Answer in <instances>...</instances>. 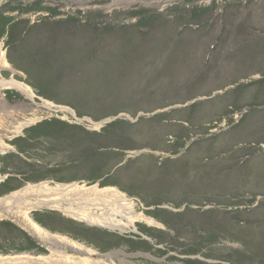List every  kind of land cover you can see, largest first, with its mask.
Instances as JSON below:
<instances>
[{"label": "rangeland", "instance_id": "1", "mask_svg": "<svg viewBox=\"0 0 264 264\" xmlns=\"http://www.w3.org/2000/svg\"><path fill=\"white\" fill-rule=\"evenodd\" d=\"M35 2L50 12H29L19 15L22 19L32 24L45 16L49 25L64 22L51 30L50 39L42 36L51 44L49 69L29 66L26 56H36L38 49L33 35L24 32L13 45L0 40L8 64L0 78L13 75L34 94L0 89V136L4 140L5 130L30 123L27 117L67 122L75 132L38 140L45 152L27 158L39 156L42 164L52 160L68 177L52 179L56 183L75 178L111 183L105 187L131 197L137 218L128 223L122 213L109 211L105 205L113 201L103 190L76 198L67 188L55 190L52 198L48 189L34 192L30 201L53 208L31 213L58 211L55 206L62 204L82 206L60 213L129 237L141 233L139 227L151 233L148 250L120 246L100 252L50 231L97 253L117 252L115 264H183L182 251L188 248L207 254L209 260L199 255L206 263L264 262V0H0V9L17 15L10 7ZM12 46L17 55L9 58ZM113 114L131 125L120 133L121 140L116 135L104 140L99 134L108 122H100ZM178 136L186 141L184 147ZM1 145L3 156L8 148ZM91 150L98 155L106 150L104 163L86 159ZM114 151L123 153L121 160ZM90 166H95L92 171ZM155 201L168 212H179L165 215L167 226L146 213ZM180 204L187 209H176ZM142 214L153 222L138 218ZM113 217L126 225L115 227ZM1 220L17 225L46 252L31 251L35 258L16 255L28 252L15 250L23 241L0 239V248L7 250L0 255L17 257L0 264H83L78 258L87 257L49 246L19 217ZM47 255L51 259L37 260Z\"/></svg>", "mask_w": 264, "mask_h": 264}, {"label": "trees", "instance_id": "2", "mask_svg": "<svg viewBox=\"0 0 264 264\" xmlns=\"http://www.w3.org/2000/svg\"><path fill=\"white\" fill-rule=\"evenodd\" d=\"M9 11L10 12L15 11L18 14L12 15L6 12L5 8L0 9V40L4 39L6 44L13 45V41H15L19 36H21L22 33L26 32L27 33L26 35H28L27 37H29L30 35H33V37L32 36L30 37L37 39V45L35 46L38 49H35L36 56H28V55L26 56L27 61H29V64H30L29 66L38 67L40 69H49V66H51L50 65L51 62L49 61L50 57H49L48 47L51 44L50 42L47 43L43 38L46 36L50 39L51 36L49 33L51 32V30H58V28L61 27L64 21H61V20L55 21L53 25L51 24L49 25L47 22L48 18L45 16H42V17L40 16L37 20L38 22H34L31 24L29 19H22L19 16L21 14H25L29 12H38V13L47 12V11L50 12V9L48 7L42 6L39 2H35V3H32L24 7L19 3V4H16L10 7ZM143 21L142 22L140 21L141 22L140 24H142ZM22 43H23L22 50L24 51V41ZM11 48L12 49L8 53L9 58L15 57V55H17L15 50L12 52L13 46ZM167 106L168 105L161 106V108H165ZM113 116H117V114L116 115L113 114ZM157 116H160V115L158 114ZM130 125H131L130 123L122 121L120 119H114L108 122L104 127L101 128V134L99 135H101L104 140L112 139L113 138L112 136L114 135H116L117 140H121V138L119 139L118 136H120L121 132L126 131ZM70 126L71 125L68 124L67 122L60 121L58 119H46L30 127L29 129L33 130V132L36 133L35 135H33V139L50 140L53 138L56 139L58 137H62L69 132H75L71 128H69ZM177 138L178 140H181V142L179 143L177 142L178 145L180 147H184L186 144V141L184 142L180 136H178ZM186 139L187 140L190 139V136L187 135ZM37 144H34V146ZM95 150L94 151L91 150V152L88 153L87 152L88 149H87L86 154L88 156L86 157V159L93 158V159H96L99 162V164L104 163V160L107 155V153H105L106 150L101 151L100 155H98V153ZM95 155L97 156V158H94ZM113 155H119L120 160H121V156H123V153L114 151ZM92 166H90L88 170L92 171L93 168L95 167V166L94 167ZM102 168H104V164ZM99 183L101 187H105L106 185L111 184V183H108L107 181L105 182V181H100V180H99ZM18 188L19 187H17V185L15 186V185L3 183L1 184L0 197L7 195L8 193ZM250 202H254V201H250ZM150 204L154 205V207H152L151 211H146V213L149 215H152L156 219H159L166 226H167V223L163 219V218H166L165 215L168 216V214H170L173 217L174 215L179 213V212L177 213L168 212L167 210L158 207L159 205L162 204L159 201H155ZM175 208L179 210L182 209V211L187 209V207L183 206L182 204L176 205ZM158 213L164 214L163 217ZM32 217L37 223H39L41 226L48 229L49 231H53V232L57 231L63 234H67L74 239H77L79 241H83L87 244L93 245L100 252H107L111 249H114L120 246H127L129 249H140V250L145 251V250H148L149 248V239L144 238V236H147V237L152 236L150 232L139 227V231L141 233L139 234L133 233V234H130L132 237H129L127 235H122L116 232L108 231L106 229L88 226L86 224L76 222L72 219L62 216L57 211H53V210H46L42 212L33 211ZM158 232L162 233V230H159ZM9 237L18 238L23 241V244L17 249H15L16 251H20V252L21 251H34L38 253L46 252L44 247L40 246L31 236H29L24 230L20 229L17 225L13 224L12 222L8 220H1L0 221V239L1 241L8 240L7 238ZM0 250L3 253L7 252V250H2L1 248ZM182 255L183 257L181 261L183 264H220V263H215V262L206 263L205 260H201L199 255H202L203 259H207V260H209V256L205 253H202L198 249H193V248L184 249L182 251ZM171 258H175V257L171 256ZM259 264H264V262H261Z\"/></svg>", "mask_w": 264, "mask_h": 264}, {"label": "bare ground", "instance_id": "3", "mask_svg": "<svg viewBox=\"0 0 264 264\" xmlns=\"http://www.w3.org/2000/svg\"><path fill=\"white\" fill-rule=\"evenodd\" d=\"M0 52H1V48H0ZM7 65L8 64L5 60L4 54H3V52H1L0 53V69L4 66H7ZM8 87H15L16 89L20 90L22 93L29 96L30 98L34 95L33 92L31 91L30 86H28L24 82L18 81L17 79L14 78V76H11L10 78H2V77L0 78V89L8 88ZM34 119H31L32 122H34ZM24 124L25 123H19L18 126H16L14 129L19 130L22 128V126L23 127L25 126ZM54 185L55 184L48 185L47 182H43V183L36 184V185L29 184V185H26V186L22 187L21 189L15 191V192H11L8 195L0 198V217L10 216V217H14V218H18V217L21 218L22 221L25 222V224L28 226V228L32 232L39 233L38 237L41 240H43L46 243H50L49 246H53L55 244V246H57V248L61 249L62 251L64 250L63 248L66 247L67 249H69L72 252H76V253H79L82 255H86L87 257L78 258V260H80V262H82L83 264H115L112 261V257L114 255H116L117 252H109V253H105V254L97 253L92 248L83 246L82 244H80L78 242H73L72 239H71L72 241L69 240L68 237H65V236H62L59 234H52V232L46 230L41 225L36 223L34 221V219L32 218L31 210L34 208H38V207L43 206L42 205L43 202H39V204L34 203L33 201L29 200V196L34 194V192L38 193L42 190H47V189L50 190L51 192H54L55 190L61 191L65 188H67L69 191L70 190L71 191L77 190V191L82 192V193L88 192V194L93 192V191L103 190L102 193H106L107 197H109L113 201V203H109V204L105 205L106 207H108V210L109 211L111 210L115 213H122V216L126 218V220H127L126 222H128V223H132L137 218L135 216V212L131 210V207L133 205V201L131 199H129L128 196L124 195L122 192H120L119 190H117L116 188H113V187L99 188L96 185H94L93 183H91V184L72 183L70 185H55V186ZM60 186H62V187H60ZM78 186H79V188L76 189ZM55 192H57V191H55ZM139 216H141V217H139ZM139 216H138V218H142L143 220H145L147 222H153L151 220V218H148V217L144 216L143 214L139 215ZM111 222L113 223V225L114 224L117 225L115 227H118V226L121 227L119 224L126 225V222H123L121 219L116 218V217H113L111 219ZM156 224L159 225L158 223H156ZM41 234H44V235H41ZM58 243L61 246L57 245ZM93 254H96L98 257L92 258ZM16 255H25V256H28L30 258H35V257H33V255H31L28 252H24V253H20V254H16ZM13 256L14 255H7V256L0 255V261H3L5 259L6 260L7 259L15 260L17 257H13ZM51 256L52 255L39 257V258H37V260L38 259L48 260V259H51Z\"/></svg>", "mask_w": 264, "mask_h": 264}, {"label": "flooded vegetation", "instance_id": "4", "mask_svg": "<svg viewBox=\"0 0 264 264\" xmlns=\"http://www.w3.org/2000/svg\"><path fill=\"white\" fill-rule=\"evenodd\" d=\"M27 118L30 120V123H25V126H22L21 129H13V131L5 130L4 140L2 138L3 136H0L1 146L8 148V153L0 156V189L3 183L24 185L26 183L34 184L47 180L53 181L52 179L59 182L68 181L66 180L68 179L67 176V178H65L61 175L64 172H60L61 170H59L57 166L51 164L52 160L42 164L39 156L34 157V159L31 158L30 160L27 158L38 155L37 152H45L42 151L43 147L34 146V144L38 143V140L33 139V135L36 133L29 128L47 119H39V117ZM31 119H34V122H32ZM40 148L41 150H39ZM2 151L3 149H0V152ZM40 164L45 165L44 171L38 169L41 168ZM72 180L83 181L84 178H75Z\"/></svg>", "mask_w": 264, "mask_h": 264}, {"label": "water", "instance_id": "5", "mask_svg": "<svg viewBox=\"0 0 264 264\" xmlns=\"http://www.w3.org/2000/svg\"><path fill=\"white\" fill-rule=\"evenodd\" d=\"M13 76V75H12ZM16 79V78H15ZM26 84V83H25ZM29 86V85H28ZM118 116V115H117ZM117 116H113V118H106V119H104V120H102V122H100L101 124L102 123H104V122H110V121H112V120H114L115 118H117ZM43 182H47V183H52V184H60V185H70V184H72V183H77V184H89V182H86V181H76V182H69V183H56V182H54V181H51V180H47V181H41V182H38V183H34V185H36V184H40V183H43ZM94 185H96L97 187H99V188H103V187H101L100 186V184H99V181H97V182H95V183H93ZM113 188H116L117 190H119L120 192H122L119 188H117V187H113ZM79 191H70L69 193L71 194V196H74V197H78V196H82L83 198H84V195L86 196V194H84V193H82V192H79ZM124 195H126V196H128L126 193H124V192H122ZM49 194V193H48ZM54 194V192H51L50 194H49V198H52L51 196ZM73 197V198H74ZM129 198H131V197H129ZM134 199H136L137 200V198H134ZM82 201H84V199L82 200ZM66 203H69V201H66ZM71 204H72V202H71ZM61 205V204H60ZM63 205V207H61V208H59L58 207V205H56L55 206V209H57L58 211V213H64L65 215L67 214V212H73V211H76V210H80V208L82 207H80V206H78V207H72L71 205H69V206H67V204L66 205H64V204H62ZM41 208H53V206H51V205H43V206H41ZM69 208V209H68ZM83 209V208H82ZM60 213V214H61ZM35 221V220H34ZM36 222V221H35ZM37 223V222H36ZM39 224V223H38ZM40 225V224H39ZM89 226H91V224H89ZM43 227V226H42ZM44 228V227H43ZM46 229V228H45ZM46 230H48V229H46ZM49 231V230H48ZM144 238H146V239H149V237H147V236H144ZM31 251H28V253H30ZM22 253H24V252H22ZM20 254V253H19Z\"/></svg>", "mask_w": 264, "mask_h": 264}]
</instances>
